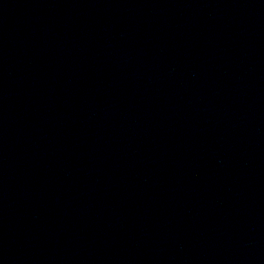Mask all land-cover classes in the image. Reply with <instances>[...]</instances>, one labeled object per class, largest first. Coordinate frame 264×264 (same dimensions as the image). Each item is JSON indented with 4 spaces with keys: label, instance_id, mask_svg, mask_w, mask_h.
<instances>
[{
    "label": "water",
    "instance_id": "water-1",
    "mask_svg": "<svg viewBox=\"0 0 264 264\" xmlns=\"http://www.w3.org/2000/svg\"><path fill=\"white\" fill-rule=\"evenodd\" d=\"M0 264H264V0H0Z\"/></svg>",
    "mask_w": 264,
    "mask_h": 264
}]
</instances>
